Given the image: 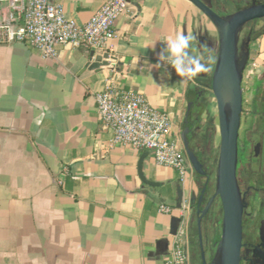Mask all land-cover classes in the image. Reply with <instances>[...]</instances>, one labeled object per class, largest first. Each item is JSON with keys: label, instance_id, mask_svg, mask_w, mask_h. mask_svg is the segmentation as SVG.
<instances>
[{"label": "crops", "instance_id": "crops-1", "mask_svg": "<svg viewBox=\"0 0 264 264\" xmlns=\"http://www.w3.org/2000/svg\"><path fill=\"white\" fill-rule=\"evenodd\" d=\"M107 1L55 0L79 27ZM200 1L228 16L253 0ZM130 2L105 51L61 45L57 58L44 59L27 41L0 44V264H165L174 217L183 219L177 235L190 264H203L197 173L191 167L182 183L176 170L158 166L151 153L113 146L96 96L112 78L121 90L143 95L168 113L173 139L185 152L187 141L205 161L219 144L212 93L219 33L188 0ZM8 17L7 4L0 3V24ZM177 32L194 37L192 52L207 65L188 80L170 66L155 67L167 39ZM250 49L258 76L250 90L264 88V35ZM106 55L116 70L106 60L93 68ZM145 154L144 175L155 186L140 178ZM161 205L172 212L161 213ZM219 221L217 210L202 224L208 263L220 235ZM165 240L168 253L158 246Z\"/></svg>", "mask_w": 264, "mask_h": 264}, {"label": "built area", "instance_id": "built-area-1", "mask_svg": "<svg viewBox=\"0 0 264 264\" xmlns=\"http://www.w3.org/2000/svg\"><path fill=\"white\" fill-rule=\"evenodd\" d=\"M0 3L7 4L9 9L8 19L0 24V44L27 41L44 59L57 58L61 45L105 51L116 37L117 21L129 13L131 4L130 0H108L86 25L79 27L66 19L63 7L55 0H0ZM104 60L116 70L108 55ZM96 104L101 122L113 133V146L151 153L158 166L176 170L184 183L191 166L180 142L173 139V123L168 113L152 107L141 94L121 90L113 78L97 94ZM186 210L183 208L182 217ZM160 212L170 214L172 209L161 205ZM165 264H190L179 235L173 238Z\"/></svg>", "mask_w": 264, "mask_h": 264}, {"label": "water", "instance_id": "water-1", "mask_svg": "<svg viewBox=\"0 0 264 264\" xmlns=\"http://www.w3.org/2000/svg\"><path fill=\"white\" fill-rule=\"evenodd\" d=\"M202 11L215 25L219 33V53L212 76V93L217 103L220 133L219 157L216 170V189L211 198L207 189H203L197 202L198 228L202 244L203 264H241L244 247V215L248 205L245 203L238 182L239 142L244 111L243 82L251 56V40L241 42L243 30L255 21L264 20V2L253 0L252 4L228 16H221L200 0H188ZM95 53L91 56L94 57ZM106 56L98 57L93 68H98ZM184 139L185 134H184ZM186 154L192 170L207 176L205 167L195 152L185 142ZM148 154L142 156L139 174L147 186H155L144 175V162ZM219 200L223 218L221 238L210 263L203 247L202 224L213 213ZM183 192L178 190V208L182 207ZM195 208V207H193ZM183 219L174 217L171 224V236H177ZM261 247L264 248V216L260 230ZM159 249L168 253L169 242L161 241ZM254 258H260L264 264V252L259 248L254 251ZM250 264H257L250 261Z\"/></svg>", "mask_w": 264, "mask_h": 264}, {"label": "rangeland", "instance_id": "rangeland-1", "mask_svg": "<svg viewBox=\"0 0 264 264\" xmlns=\"http://www.w3.org/2000/svg\"><path fill=\"white\" fill-rule=\"evenodd\" d=\"M264 35V20H260V21H255L251 24H249L242 32L241 34V42H244L248 39L251 40V44H253L254 42H256V40ZM251 46V45H250ZM251 60V58H250ZM253 62H249V66L246 70L245 73V80L246 81V97L247 100L249 102L248 104V110L249 112L245 115V123H244V115L242 116V121L244 123H242V128L240 131V141H241V150L245 151V146L247 148V159L248 160L251 156H252V151H253V145H254V141L259 137L258 131H259V126L261 124V119L259 116V113L261 112V108L263 106V94H264V88H256L253 90H250L251 86L254 83V78L256 76V68L255 65L252 64ZM259 75V74H258ZM258 77V76H256ZM260 78L262 79V81H264V77L260 75ZM264 86V85H263ZM254 112L256 114H254ZM218 143H220V133H219V137H218ZM219 147L217 146V149L215 151H210L208 157L211 158H216L217 159V163H218V157H219ZM261 163V162H260ZM260 163H257L253 166V173L252 176L253 178H255V180L258 181H263V176L261 174V169H260ZM247 163H245V167L244 169H242L243 171L241 172H247ZM263 170H264V163H263ZM216 170L217 167L215 168L214 171V176H213V181L211 183V190L215 191L216 189ZM241 182L245 181V177L242 173L241 177H240ZM218 217L220 219L223 218V212L222 210H218ZM212 219V218H211ZM213 220V219H212ZM259 221L257 220V212L256 210L252 211L250 214H248L247 216V220H246V236L250 235L252 233V231L255 229L254 226H257L259 223ZM256 229H258V227H256ZM220 234H221V229H220ZM206 251V250H205Z\"/></svg>", "mask_w": 264, "mask_h": 264}, {"label": "flooded vegetation", "instance_id": "flooded-vegetation-1", "mask_svg": "<svg viewBox=\"0 0 264 264\" xmlns=\"http://www.w3.org/2000/svg\"><path fill=\"white\" fill-rule=\"evenodd\" d=\"M254 114H256L254 112ZM261 124L259 126V137L258 140L254 141L252 156L247 159V144L245 146V151L241 150V141L239 142V164H238V182L240 189L243 194V198L245 203L248 207L245 210L244 215V247H243V261L250 264V261H254L257 264H261L262 261L260 258H254V251L256 248H259L264 252V248L261 247L260 241V230H261V223L264 216V170H263V163H264V94H263V106L261 108V112L259 113ZM240 154L243 155V158L240 157ZM261 162V163H260ZM245 163L248 170L247 172L243 171L245 167ZM257 163H260V171L263 176V181H258L253 178V166ZM244 175L245 181L241 182L240 177ZM219 200H217V204H219ZM216 204V205H217ZM256 210L257 212V220L259 221L257 226H254V230L250 235L246 236V220L248 214L252 211ZM211 216V215H209ZM207 216L205 220L209 217ZM258 227V229H256Z\"/></svg>", "mask_w": 264, "mask_h": 264}, {"label": "clouds", "instance_id": "clouds-1", "mask_svg": "<svg viewBox=\"0 0 264 264\" xmlns=\"http://www.w3.org/2000/svg\"><path fill=\"white\" fill-rule=\"evenodd\" d=\"M194 37L191 34L177 32L174 37L166 41V48L159 55V62L156 68L170 66L178 76L188 80L196 76L205 65L199 56L192 52Z\"/></svg>", "mask_w": 264, "mask_h": 264}, {"label": "trees", "instance_id": "trees-1", "mask_svg": "<svg viewBox=\"0 0 264 264\" xmlns=\"http://www.w3.org/2000/svg\"><path fill=\"white\" fill-rule=\"evenodd\" d=\"M245 73H246V71H245ZM243 90H244V111H243L242 116L244 115V123H245V115L249 112V110H248L249 102H248L247 97H246L245 75H244V82H243ZM242 123H243V121H242ZM244 123H243V125H244ZM218 147H220V143L218 144ZM240 157L243 158V155L240 154ZM201 162L203 163V165L205 167V171L207 172V176H201V175L197 174V177H198V180H199V182H200V184L202 186V190L203 189H207V194H208L209 198H211L215 194V191L211 190V183L213 181L215 168L217 167V159L216 158L207 157V159L205 161L201 160ZM217 210H222V207H221L220 203L217 204V206L215 207V210L213 211L211 216L213 215V217H215ZM221 224H222V219H220V221H219V226L218 227L220 229H221ZM220 238H221V234L218 236V241L220 240ZM241 264H248V263L243 261Z\"/></svg>", "mask_w": 264, "mask_h": 264}]
</instances>
